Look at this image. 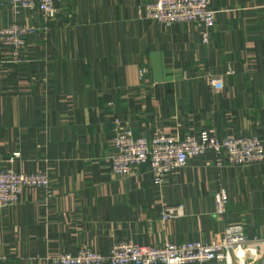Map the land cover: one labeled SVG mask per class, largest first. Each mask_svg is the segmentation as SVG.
I'll use <instances>...</instances> for the list:
<instances>
[{"label":"crops","instance_id":"obj_1","mask_svg":"<svg viewBox=\"0 0 264 264\" xmlns=\"http://www.w3.org/2000/svg\"><path fill=\"white\" fill-rule=\"evenodd\" d=\"M154 1L56 0V18L27 38L20 63L0 46V166L18 152L10 165L46 173L51 186L49 197L26 188L0 208V264H52L80 246L106 255L121 241L208 242L229 226L260 239L233 248L232 264H264V161L216 168L207 153L161 187L146 165L110 171L114 116L136 136L210 129L264 142V0H209L221 12L207 42L199 25L141 18ZM10 19L0 6V28ZM219 185L229 200L217 219ZM165 206L182 212L164 221Z\"/></svg>","mask_w":264,"mask_h":264},{"label":"built area","instance_id":"obj_2","mask_svg":"<svg viewBox=\"0 0 264 264\" xmlns=\"http://www.w3.org/2000/svg\"><path fill=\"white\" fill-rule=\"evenodd\" d=\"M55 1L0 0V6H7L11 15L9 24L0 28V46L4 48L9 63H20L27 38L46 30L56 18ZM23 12L38 15L42 25L21 20ZM220 12L209 5V0H155L139 6L141 18L152 19L167 27L179 22L199 25L203 42H207ZM145 72V67L141 66L139 78L142 79ZM112 123L110 171L117 176H126L136 167L146 165L157 187L162 186L165 176L174 168L186 165L192 157H202L207 153L212 154L216 168L226 165L243 167L264 161V142L253 135L227 134L219 140L213 130L202 129L184 136L162 133L136 136L120 117L114 116ZM18 156V152L13 153L9 165L0 166V208L17 204L26 188H40L48 197L51 196L50 179L46 173L21 172L10 165ZM213 198L212 215L220 219L229 200L228 192L219 185ZM181 212V206H165L162 220L167 221ZM257 241L260 239L247 235L241 226H229L221 237L208 242L191 240L152 246L121 241L113 244L106 255L88 246H80L75 251L59 252L50 259L52 264H207L211 261L232 264L233 248H245Z\"/></svg>","mask_w":264,"mask_h":264}]
</instances>
